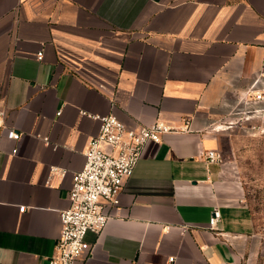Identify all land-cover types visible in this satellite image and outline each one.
<instances>
[{"label":"crops","instance_id":"crops-1","mask_svg":"<svg viewBox=\"0 0 264 264\" xmlns=\"http://www.w3.org/2000/svg\"><path fill=\"white\" fill-rule=\"evenodd\" d=\"M254 90H264V0H0V110L21 133L0 129V264H50L100 131L92 115L176 131L145 146L76 264H264L226 163L206 162L234 132L216 125L250 108L239 99Z\"/></svg>","mask_w":264,"mask_h":264},{"label":"built area","instance_id":"built-area-1","mask_svg":"<svg viewBox=\"0 0 264 264\" xmlns=\"http://www.w3.org/2000/svg\"><path fill=\"white\" fill-rule=\"evenodd\" d=\"M37 58L42 60V51L38 52ZM252 93L251 101L245 96L239 99L240 103H250V108L232 110L215 129L264 135V107L255 106L264 102V90ZM91 117L99 121L100 131L86 149L83 169L74 174L68 195L69 205L60 212V233L50 264H76L91 253L92 246L86 240L87 235L100 234L107 226L112 218L108 208L120 205L123 185L132 176L145 146L149 142L159 144L163 135L176 131L174 127L160 122L149 126H128L114 115ZM7 127L5 112L0 110V129ZM7 129L10 139H20L21 133L9 127ZM206 162L222 165L223 156L218 150H210L206 154ZM51 171L65 174L57 168ZM25 210V207H20L21 212ZM219 222L220 214L214 210L209 228L221 234ZM170 261L173 262L174 258Z\"/></svg>","mask_w":264,"mask_h":264},{"label":"rangeland","instance_id":"rangeland-1","mask_svg":"<svg viewBox=\"0 0 264 264\" xmlns=\"http://www.w3.org/2000/svg\"><path fill=\"white\" fill-rule=\"evenodd\" d=\"M230 142L219 151L226 163L230 182L236 186L238 201L247 205L264 238V135L232 132Z\"/></svg>","mask_w":264,"mask_h":264}]
</instances>
